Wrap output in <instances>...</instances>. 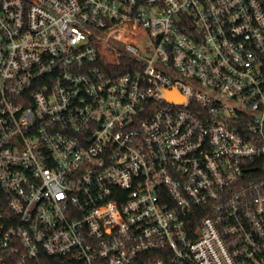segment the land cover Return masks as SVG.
<instances>
[{"label":"built area","instance_id":"built-area-1","mask_svg":"<svg viewBox=\"0 0 264 264\" xmlns=\"http://www.w3.org/2000/svg\"><path fill=\"white\" fill-rule=\"evenodd\" d=\"M0 264H264V0H0Z\"/></svg>","mask_w":264,"mask_h":264},{"label":"rangeland","instance_id":"rangeland-1","mask_svg":"<svg viewBox=\"0 0 264 264\" xmlns=\"http://www.w3.org/2000/svg\"><path fill=\"white\" fill-rule=\"evenodd\" d=\"M109 44L111 45V46H114L115 48H118V46L115 44V43H113V42H109ZM120 48H123V46H119Z\"/></svg>","mask_w":264,"mask_h":264}]
</instances>
